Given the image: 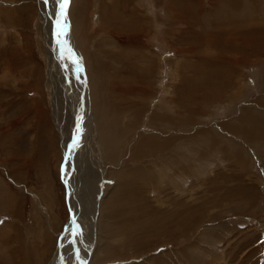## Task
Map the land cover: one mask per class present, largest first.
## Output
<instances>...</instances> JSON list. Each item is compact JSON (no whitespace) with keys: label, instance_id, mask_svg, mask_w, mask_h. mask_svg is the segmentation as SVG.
Here are the masks:
<instances>
[{"label":"rangeland","instance_id":"1","mask_svg":"<svg viewBox=\"0 0 264 264\" xmlns=\"http://www.w3.org/2000/svg\"><path fill=\"white\" fill-rule=\"evenodd\" d=\"M114 2L68 1L67 17L74 35L70 47L76 52L78 63L82 61L86 66V72L82 69L83 79L74 75L72 83L78 105L84 98L83 128L89 126L91 119V130L88 150L83 149L79 160L70 158V169L68 163L64 165L71 170L69 181L80 218L76 235L82 246L73 250L72 241L64 240V249L68 248L64 256L70 257L67 264H83L88 257L85 264H264V68L255 66L264 61V0H118L127 18L120 25L115 19L106 20L117 4ZM39 4L40 0H0V264L54 262L58 235L69 219L67 205L71 207L60 177L65 147L70 141L67 137L63 146L66 137L61 136V130L63 134L70 133L76 115H72L73 102H67L72 107L70 113L64 111L63 105V111L53 106L48 78L53 65L45 57ZM178 11L181 16L176 17L174 13ZM91 14L100 30L91 35L89 44L85 40L92 49L88 52L93 51L101 62L111 66L107 68L109 74L103 76L102 85L107 91L104 88L101 94L98 87L94 93V73L77 40V34L79 37L88 28L85 21ZM133 18L145 22L147 31L135 27L129 21ZM93 21L91 18L92 24ZM191 49L210 60L201 61ZM140 54L155 59L156 64L152 63L155 66L149 78L138 76L140 83L148 86L147 92L141 94L146 97L133 98L136 104L144 100L135 108L145 114L127 124L122 118L126 109L114 114L113 105L106 98L109 99L108 88L113 83L111 77L119 76L115 68L126 71V76L132 66H146ZM62 66L65 67L64 62ZM137 67L134 69L138 75ZM60 76L64 80L62 72ZM226 77H230L228 85L224 83ZM186 82L190 86L184 95L185 107L179 108L174 103L173 87ZM165 99L175 106L174 111L178 107V114H169L171 127L159 129L149 124V128V113L160 116L163 112L155 107ZM58 100L64 103L62 96ZM169 135L186 136L188 142L167 155L176 158L173 167L165 162L164 153L153 152L151 165L160 164L167 170L160 169L162 179L156 178V182H161L160 188L150 196L137 184L139 176H131V169L142 163L134 158L135 145L146 137L163 142L171 139ZM211 141L214 148H210ZM186 148L198 153L186 152ZM181 156L190 166L180 161ZM175 164H184L183 168L188 169L179 180L173 177ZM170 176L175 183L164 182ZM120 180L130 182L132 187L136 185L137 193L151 200L177 199L178 211L193 215L189 229L176 225L172 232L162 233L149 228L154 231L151 233L148 229L133 230L137 223L127 222L126 233L112 226L113 234H105L109 231L105 224L120 219L109 215L115 203L132 199L131 195L120 199ZM187 217L191 219L188 214ZM109 242L116 252L109 248Z\"/></svg>","mask_w":264,"mask_h":264},{"label":"bare ground","instance_id":"2","mask_svg":"<svg viewBox=\"0 0 264 264\" xmlns=\"http://www.w3.org/2000/svg\"><path fill=\"white\" fill-rule=\"evenodd\" d=\"M69 1V0H68ZM83 1V0H82ZM88 1V0H87ZM220 1V0H219ZM243 1V0H242ZM72 2V1H71ZM120 2V1H119ZM162 2V1H161ZM202 2V1H201ZM114 3L115 7L114 9H110L112 10L110 12V16L109 13L107 14L108 21L112 22V20L115 19V23L117 22L119 25L123 20H127V18H125V15H123L125 13V10L122 6L119 5L118 0H115ZM128 3V2H127ZM132 3V2H131ZM172 3V2H171ZM90 4V2H89ZM71 5V4H70ZM86 5V4H85ZM122 5V4H121ZM130 5V3H129ZM133 4H131L132 6ZM161 6V5H160ZM39 7L41 8V12H40V22L42 24V32L40 34H42V41L44 44V47L46 49L45 52V57L47 61H50L51 65H53L52 67H50V84H51V88H52V94L51 99L53 98L52 101H54L53 106L55 105L56 107H59L62 111V105L64 107V111H68L69 113L70 111L72 112V107L70 106L69 103L67 102H73V108H74V112H72V115H76V117L74 116V124H73V130L69 133L68 131L63 134V129L62 126L60 124V130H61V136L66 137V139H63V146H65V141L67 140V137L69 139V144L66 145L65 147V153L68 150V146L71 143H74L73 147L71 148V150L69 149V154L65 157V163L64 165L66 166V164L68 163V168L69 167V163H70V158L73 157L76 160H79V156L80 153L84 150H88V147L90 146V140L88 138V135L90 133L91 130V119H90V123L89 126L86 128H83V124L85 121V110H84V105L83 103H81V105H78V101H77V97H76V92H75V88L73 83H75V79H74V75L76 79H83V74H82V69L85 70V63H83L82 65V61H80V63H78V60L75 55V53L72 51L70 44L73 42L72 41V37L73 35V29H71V25L68 22V17H67V8H68V4H67V8L65 11V17H61L59 15L60 13V6H59V2L58 0H40V4ZM87 7V6H86ZM90 7V6H89ZM88 7V8H89ZM133 7V6H132ZM193 7V6H192ZM224 7V6H223ZM78 8V7H77ZM101 8V7H100ZM135 8V6H134ZM190 8V7H189ZM76 9V8H75ZM81 9V8H80ZM83 9V8H82ZM86 9V8H85ZM118 10L114 11V10ZM132 9V8H131ZM167 9V6H166ZM228 9V8H227ZM139 10V9H138ZM169 10V9H168ZM77 11V10H76ZM92 11V10H91ZM135 11V10H134ZM165 11V10H164ZM184 10L182 9V12ZM224 11V10H223ZM222 11V12H223ZM73 12V11H72ZM80 12V11H79ZM167 12V11H166ZM171 12V11H170ZM181 12V11H180ZM178 11L174 13V15H176V17L179 15L181 16V13ZM221 12V13H222ZM90 13V12H89ZM93 13V12H92ZM185 13V12H184ZM196 13V12H195ZM197 13H201L200 11H198ZM197 17L199 16V14H197ZM225 13V12H224ZM75 14L74 12L72 13V15ZM187 14V13H186ZM76 15V14H75ZM256 15V14H255ZM173 16V15H172ZM183 16V14H182ZM223 16V15H222ZM71 17V16H70ZM119 17V19H118ZM136 17V16H135ZM175 17V16H174ZM87 18V17H86ZM91 18L93 21V24L91 23ZM107 18V17H106ZM182 18V17H181ZM219 18V17H218ZM61 20V27L63 28V31L65 33V35H63L62 37H60V39L63 41L62 44H58L57 43V25L55 24V22L57 20ZM99 19V18H98ZM133 19L135 21H133ZM132 21L129 20L135 27L138 26L139 28H141V30H145V32L147 31V27H144V24L142 21L137 20V18H133ZM183 19V18H182ZM198 20V18H196ZM194 19V20H196ZM220 19V18H219ZM70 20V19H69ZM168 20V19H167ZM172 20V19H171ZM196 20V21H197ZM96 24H95V23ZM150 22V21H149ZM179 21H177L178 23ZM188 22V21H187ZM77 23V22H76ZM99 22L97 21V19H95V17L93 18V15L91 14L90 16H88V18L85 21V28L88 25V28L85 29V33H81L80 36L78 37L77 34V40H78V44L81 47L83 56L85 57L86 60V64H88L90 67H92L91 71L92 73H94V77L91 78V83H95L96 86H93V89H95L96 87H98L97 89L100 90V94L102 92V89L105 88V92L107 91V87L103 86V76L106 74H109V70L107 69L108 67H111L109 65H105L104 63L106 62H101V58H99V56H97L96 53H93V51H91L92 53L88 52L90 48L87 47V42L85 40L90 41L91 35L94 34V32L96 33L97 31L100 30V25L97 24ZM158 23V22H157ZM176 23V24H177ZM182 23V22H181ZM258 23V22H257ZM110 24V23H109ZM127 24V23H126ZM152 24V23H151ZM180 24V23H179ZM183 24V23H182ZM187 24V23H186ZM222 24V23H221ZM73 25V24H72ZM150 25V24H149ZM178 25V24H177ZM184 25V24H183ZM188 25V24H187ZM74 26V25H73ZM78 26V24H77ZM116 26V25H115ZM146 26V25H145ZM153 26V24H152ZM149 27V26H148ZM195 27V26H194ZM76 28V27H75ZM116 31L118 30V27H115ZM151 28V27H150ZM71 29V31H70ZM103 29V28H102ZM101 29V30H102ZM106 29V28H105ZM130 29V28H128ZM84 30V29H83ZM121 30V29H120ZM118 30V31H120ZM125 30V29H124ZM222 30V29H221ZM82 31V30H81ZM110 31V30H109ZM122 31V30H121ZM204 31V30H203ZM125 32V31H124ZM77 33V32H76ZM122 33V32H121ZM127 33V32H126ZM125 33V34H126ZM185 33V32H184ZM151 34V32L149 33ZM108 35V34H106ZM144 35V34H143ZM137 36V35H136ZM146 36V35H145ZM144 36V37H145ZM127 37L130 39V34L127 35ZM132 37V36H131ZM143 37V36H142ZM143 37V38H144ZM125 38H122V41ZM203 39V38H202ZM108 40V39H107ZM106 40V42H107ZM120 39H118L119 41ZM154 40V38H153ZM177 40V38H176ZM88 41V44H89ZM131 41V40H130ZM142 41V40H141ZM145 41V40H144ZM158 41V40H157ZM182 41V40H181ZM133 43V41H131ZM143 42V41H142ZM123 43V42H122ZM74 44V42H73ZM135 44V42H134ZM146 44V42H145ZM130 46V45H129ZM137 46V45H136ZM135 46V47H136ZM172 46V45H171ZM144 47V46H143ZM105 48V47H104ZM108 48V47H107ZM145 48V47H144ZM92 50V49H90ZM147 50V49H146ZM192 50V49H191ZM151 51V50H150ZM189 51V50H188ZM147 52V51H146ZM192 52L194 54H196L197 56L201 57V61L203 60H210V57L208 56H204L202 53H200V51L198 50H192ZM47 53V54H46ZM190 53V52H189ZM64 54L66 57L69 58V60L63 59V55ZM80 54V55H81ZM105 54V53H104ZM100 55V54H99ZM101 56V55H100ZM206 57V58H205ZM83 58V57H82ZM140 58H144L146 61V66L145 64H143V66H141L140 68L137 69L138 70V75L135 71L134 68H136L135 66H132L129 70L126 76H124L125 72L123 69H119L117 70V68L114 69L115 72L119 71V76L115 77L110 75V77L112 78V85L108 88L109 89V99L106 98V102L113 105V110L112 112L114 114L118 113L119 111L123 110L124 108L126 110L124 115L122 116V118H125V121L127 122V124L134 122L133 119L137 118V117H142L143 115H141L142 113H144V111L141 110H136L135 107L139 106L140 104H144V100H141L140 103H135L133 101L134 97H138L139 96V100L142 98H145L146 96L141 95L142 92H147L145 91L146 86H143V83H140V81L138 80V76H144V78H149L151 76V72L154 68L155 65H152V63L154 62V64H156L155 59H151L148 57H145L144 54H140ZM104 59V58H103ZM102 59V61H103ZM203 59V60H202ZM73 61H76V63H74ZM62 62H64L65 67L62 66ZM84 62V61H83ZM234 62V60H233ZM123 63V62H122ZM78 64H80V67L78 66ZM215 64V63H214ZM228 65V63H226ZM234 64V63H233ZM112 65V64H111ZM223 65V64H222ZM84 66V67H83ZM121 66V65H119ZM81 68V71H80ZM228 68V67H226ZM90 69V68H89ZM125 69V68H124ZM53 70V71H52ZM121 70V71H120ZM127 70V69H126ZM52 71V72H51ZM63 73V79H60V72ZM74 72V73H73ZM227 72V71H226ZM153 74V73H152ZM49 75V74H48ZM86 79L87 74L84 73ZM48 80V79H47ZM88 80V79H87ZM143 80V79H142ZM73 82V83H72ZM89 82V81H88ZM189 82V81H188ZM140 83V84H139ZM187 83V82H186ZM183 84L182 86H178L177 87H173V92H174V96H175V100L174 103L179 107V108H184L185 106H183L185 103L184 101L186 99H184V95H185V91L187 90V87H189V83L187 84ZM224 83L226 85H228L230 83V77H226L224 80ZM81 85L86 86L85 82H81ZM124 87V88H122ZM88 88H89V83H88ZM78 89V88H77ZM90 91V88L88 89ZM96 93V89L94 90ZM172 91V90H171ZM179 91V93H178ZM191 91V90H190ZM68 92H71V95H68ZM188 92V91H187ZM103 93V92H102ZM105 94V93H104ZM188 94V93H187ZM214 94L216 95L217 92H214ZM89 96V101L91 100V94L88 93ZM62 96L63 101L59 102L58 97ZM66 96V97H65ZM86 96V95H85ZM187 96V95H186ZM185 96V97H186ZM190 96V95H189ZM87 97V96H86ZM178 97H180V99H178ZM182 97V98H181ZM214 98L213 95H209L208 98ZM67 98V99H66ZM66 99V100H65ZM94 99V98H93ZM149 99V97H148ZM137 100V99H136ZM171 100V99H169ZM180 104H178V102ZM82 101H84V98H82ZM92 102V100H91ZM188 103V102H187ZM147 104V102H146ZM110 105V106H111ZM92 106V105H91ZM107 107V106H106ZM147 107V106H146ZM178 107L176 109V111H178ZM134 108V109H133ZM157 109H159L160 111H162L163 113H160V116L155 115L153 112L149 113V116L147 118V122L146 125L150 128L149 124H151V126H156V127H168L170 128L171 126H168L169 124H172L171 122H169L168 118H169V114H172L176 111H174L173 109H175V106L173 107L172 103H170L168 101V99L162 100L160 102H158V105H156ZM166 108V110H165ZM188 108H190L189 104H188ZM187 108V109H188ZM55 109V108H54ZM59 110V109H57ZM56 110V111H57ZM127 111L129 112L128 114ZM153 111V110H152ZM158 111V110H156ZM181 111V110H180ZM87 113H90V107L89 105H87ZM120 113V112H119ZM159 113V112H157ZM156 113V114H157ZM126 114V115H125ZM145 114V113H144ZM148 114V113H147ZM175 114H178V112H176ZM171 116V115H170ZM59 118V117H58ZM58 118L57 115L55 116V119L57 121L56 124H58ZM63 118V116H61V119ZM174 118V116L172 117V119ZM176 118V117H175ZM54 119V120H55ZM114 119V118H113ZM123 120V119H122ZM118 121V120H116ZM60 122V121H59ZM173 122V121H172ZM153 123V124H152ZM243 123V122H242ZM120 125V124H119ZM122 125V124H121ZM177 124H175L174 126H176ZM123 126V125H122ZM59 129V126H58ZM124 129V128H123ZM126 129V128H125ZM173 129V128H172ZM71 130V129H70ZM124 131V130H123ZM127 131V130H125ZM176 131V130H175ZM84 132V133H83ZM151 132V131H150ZM107 133V132H106ZM154 133V132H153ZM201 133V132H200ZM159 135V134H158ZM171 137V139L169 138L168 140H165L163 142H157L156 140H154L152 137H146L143 138L138 146H136V151L133 153L134 154V158H136L138 161H141V165L137 166L135 165L134 168L131 169V172L133 175L131 176H139L140 180H139V186L142 187L144 189V191L146 190V193L151 196V194L153 192L157 191V188L160 186L161 182H156V178H161V171L160 169L164 170V172H166L167 168L164 169L163 167L160 166L159 167L153 166L151 165V162L149 160V158L151 157V155L153 154V152H162L164 153L162 156H166L167 159H165V162L170 166L173 167V163L176 160V156H174L175 159H171L170 157H168L167 155H169L172 152H175L177 147H179L181 144L188 142V138L185 137H179V136H175V135H169ZM76 137V139H75ZM200 139V138H199ZM75 140V141H74ZM104 140V139H103ZM222 141V140H221ZM220 142V140H219ZM118 143V142H117ZM213 141L210 142V144H212ZM78 144V145H77ZM82 144L84 145V147L82 148ZM86 145V146H85ZM210 148H214L215 144L210 145ZM183 148V147H182ZM192 148V147H191ZM205 148V147H204ZM207 149V148H206ZM184 152V151H183ZM186 152H190L191 154H195L198 153V151H194L193 149H189L186 148ZM202 154V153H201ZM185 155V154H184ZM199 155V154H198ZM241 155V154H240ZM65 156V155H64ZM78 156V157H77ZM170 156V155H169ZM133 157V156H132ZM242 157V156H241ZM151 159V158H150ZM189 160V159H188ZM159 161V160H158ZM181 162H187L186 158H183L181 156L180 159ZM193 161V160H192ZM191 161V162H192ZM155 162V160H154ZM188 163V162H187ZM197 163V162H196ZM189 164V163H188ZM193 165V163H191ZM176 165V164H175ZM183 165H176L173 168V171L175 173V175H173V177H175L176 180H179V178H181L184 174V170L186 172H188V169H184ZM64 166V174H63V181L64 183H66L67 187L65 186V190H66V200L68 197V201L70 203V210H71V215H72V221L70 222V225L67 227L66 232L63 235V238L61 240V245L59 248V254L56 252V256L54 258V262H52L51 264H67L70 260V257H65L67 255V250L68 248L65 250L64 249V240H69L72 241L70 246H72L71 248L73 250H75L76 248H80L82 249L81 246V239H79L78 235H76V233L78 232V230H76V224L77 222L80 220V218H78L79 213L76 214V206L73 202V192H72V185L71 182L69 181L70 176L68 171V168ZM190 166V164H189ZM166 167V166H165ZM194 167V166H193ZM198 167V166H197ZM192 168V167H191ZM195 168V167H194ZM200 168V167H199ZM134 169V170H133ZM200 170V169H199ZM194 171V170H193ZM170 173V172H167ZM190 173V172H189ZM194 174V173H193ZM82 175V174H81ZM171 177V178H170ZM167 179L164 178V182H168L170 183H175V179L170 176ZM133 179V177H131ZM137 181V180H136ZM135 182V181H134ZM121 183L120 187L118 188V195H121L122 197H120V199H125L130 197V195L132 196L131 201H126L124 202V204L122 203H115V209L113 211H109V215L110 218L113 219L114 218H120L119 220L117 219V221L115 222H109L107 224H105L109 231L106 232L113 234L111 232L112 226L120 229V231H123V233H126L127 231V222H134L137 223V228H134L133 230H147L150 231L151 233H153L154 231H151L149 228H155L157 232H159L161 230L162 233H165L167 231H171L172 232V228L173 226L179 225L180 227L183 228V230H187L189 229V226L192 224V220H194L193 215L187 213L186 211L183 213H180L178 211L179 206V202L177 201V199L174 200H156L155 198H153L152 200L147 198L145 195L143 194H138L137 191H139L137 189V186L134 185L132 187L130 182H127L125 180H120L119 184ZM159 184V185H158ZM171 186V185H170ZM124 188H128V189H124ZM160 188V187H159ZM117 189V188H116ZM159 190V189H158ZM75 191V190H74ZM141 192V191H140ZM158 192V191H157ZM145 193V192H144ZM161 194V193H160ZM155 196V195H154ZM76 201V200H75ZM170 202V203H168ZM118 204V205H117ZM134 207L133 210L129 211L131 207ZM121 207L122 210L119 208ZM173 207H176L177 209L174 210L172 209ZM114 208V207H113ZM110 209V208H109ZM112 210V209H111ZM174 210V211H173ZM134 211V212H133ZM187 214L191 216V219H189L187 217ZM77 215V216H76ZM107 215V214H106ZM121 218H123V220H121ZM106 219V218H105ZM108 219V218H107ZM110 219V220H111ZM115 219V220H116ZM158 221V222H156ZM191 223V224H190ZM178 228V227H177ZM70 229H73V231H70ZM93 229V228H92ZM113 229V228H112ZM175 231V230H174ZM178 231H180V228H178ZM138 232V231H137ZM170 232V233H171ZM170 233H167V235H169ZM182 233V232H180ZM175 235V234H174ZM75 236V237H74ZM134 236V235H133ZM172 236V233H171ZM170 236V237H171ZM78 237V238H77ZM142 237V236H141ZM175 237V236H174ZM113 238V237H112ZM129 238V237H128ZM136 238V237H135ZM139 239V238H138ZM106 240V239H105ZM130 240V239H129ZM127 240V241H129ZM134 240V239H132ZM136 240V239H135ZM140 240V239H139ZM147 241V240H146ZM74 242V243H73ZM106 242V241H105ZM104 243H102L103 247H104ZM142 242V240H141ZM132 243V242H131ZM143 243V242H142ZM145 243V242H144ZM77 244V245H76ZM94 248L95 245L93 243H91ZM108 244V243H107ZM111 244V245H110ZM130 244V243H129ZM113 248V250L116 252L117 249L116 247H113L112 243L109 242V248L111 249V247ZM67 247V246H66ZM93 248V247H92ZM141 248V246H140ZM105 249V247H104ZM63 254H65L64 257H61ZM175 256V255H174ZM71 261H74L73 259ZM79 262V261H78ZM77 262V264H78ZM82 262V261H81ZM73 264H76L75 262H72ZM158 264H162L161 261H159Z\"/></svg>","mask_w":264,"mask_h":264},{"label":"water","instance_id":"3","mask_svg":"<svg viewBox=\"0 0 264 264\" xmlns=\"http://www.w3.org/2000/svg\"><path fill=\"white\" fill-rule=\"evenodd\" d=\"M56 24V22H55ZM81 103H83L82 101H80L79 105H81ZM76 139V137H75ZM75 141V140H74ZM74 143H71L69 146H68V150L66 151L65 153V156H64V159H63V162H62V168H61V173H60V177L63 178V174H64V163H65V157L69 154V149L71 150V148L73 147ZM64 186L67 187L66 183L64 184ZM67 208H68V212H69V216H68V221H66V223L63 225L62 227V231L60 232V234L58 235V238H57V244H56V252L59 254V248H60V245H61V240L63 238V235L64 233L66 232V229L67 227L70 225V222L72 221V215H71V210L69 208V206L67 205ZM89 261V257L88 259H86L85 261H83V264L87 263Z\"/></svg>","mask_w":264,"mask_h":264},{"label":"snow or ice","instance_id":"4","mask_svg":"<svg viewBox=\"0 0 264 264\" xmlns=\"http://www.w3.org/2000/svg\"><path fill=\"white\" fill-rule=\"evenodd\" d=\"M47 2V0H46ZM59 2V6H60V13L59 15L63 18L65 17V11L67 8V4H68V0H58ZM56 25H57V43L58 44H62L63 41L60 39V37H62L63 35H65L63 28L61 27V20H57L56 21ZM74 63H76V61H73Z\"/></svg>","mask_w":264,"mask_h":264},{"label":"crops","instance_id":"5","mask_svg":"<svg viewBox=\"0 0 264 264\" xmlns=\"http://www.w3.org/2000/svg\"><path fill=\"white\" fill-rule=\"evenodd\" d=\"M255 66H256V68L257 69H263L264 68V61H262L261 63H259V64H255ZM255 68V67H254ZM261 87H262V85H261ZM261 114H264L263 112L261 113ZM260 114V115H261ZM262 152V151H261ZM263 152H264V149H263ZM262 155H264V154H262Z\"/></svg>","mask_w":264,"mask_h":264}]
</instances>
